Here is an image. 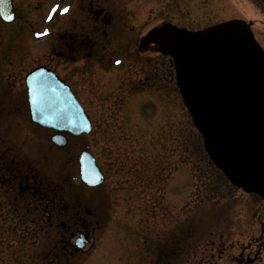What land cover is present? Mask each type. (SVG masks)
I'll list each match as a JSON object with an SVG mask.
<instances>
[{
  "label": "rangeland",
  "instance_id": "374dc122",
  "mask_svg": "<svg viewBox=\"0 0 264 264\" xmlns=\"http://www.w3.org/2000/svg\"><path fill=\"white\" fill-rule=\"evenodd\" d=\"M73 2L13 0L17 21H0V264H213L208 233L215 242L222 233L228 245L244 244L253 230L259 233L255 220L264 222V199L232 187L210 162L179 96L174 68L151 43L145 59L118 54L111 58L124 63L116 66L114 59L96 58L86 73L58 56L66 28L73 27L67 24ZM106 3L99 19L100 34L109 33L106 54L124 51L111 43L119 37L134 44L162 24L196 32L232 20L251 24L264 50L263 0ZM133 61L145 62L148 72L132 68L139 66ZM40 66L69 82L93 125L91 134L66 136L68 144L57 147L52 132L30 121L24 78ZM134 82L141 83L137 91ZM85 149L108 175L97 189L79 180ZM58 205L62 217L51 229L45 226L35 250L29 238L20 245L5 237L7 230L34 233L32 218ZM76 231L89 234L82 250L74 248ZM236 249L217 264H236ZM258 263L264 264V255Z\"/></svg>",
  "mask_w": 264,
  "mask_h": 264
},
{
  "label": "water",
  "instance_id": "95a60500",
  "mask_svg": "<svg viewBox=\"0 0 264 264\" xmlns=\"http://www.w3.org/2000/svg\"><path fill=\"white\" fill-rule=\"evenodd\" d=\"M0 18L15 21L11 0H0ZM152 35L171 59L180 97L210 162L233 187L264 199V52L249 25L234 20L197 32L166 26ZM25 84L34 124L74 136L90 132L85 113L49 70H34ZM53 142L66 143L61 136ZM80 164L83 183H101L89 154ZM86 243L81 236L76 247Z\"/></svg>",
  "mask_w": 264,
  "mask_h": 264
},
{
  "label": "flooded vegetation",
  "instance_id": "af4514ba",
  "mask_svg": "<svg viewBox=\"0 0 264 264\" xmlns=\"http://www.w3.org/2000/svg\"><path fill=\"white\" fill-rule=\"evenodd\" d=\"M106 1L107 0H74V2H73L74 11H72V15H71L72 18L69 20L67 19L68 20L67 24L70 26H73V27H71L70 29L66 28L65 33L63 35V38L61 39V46L60 47L62 50L60 53H58V56L60 55L61 58L71 60V62L73 64H79V67H78L79 73H82V72L86 73L85 72L86 69H88V70L92 69L91 64L94 63L93 60H95L96 58H103V59L109 60L111 57H114V56L119 54L122 57L125 56V59L126 58L127 59L133 58L134 60H140L141 58L145 59V57H146L145 55L149 51L148 50V46H149L148 44H150V43H151L150 46H152V48L154 50H156L159 54L155 39L153 38L154 36H152V34L149 35L150 32L153 31L154 29L151 30L146 36L139 38L137 41L134 42V44L131 41L127 40L129 38L128 36L119 37L117 40L112 41L111 43L117 44V48L118 49L123 48L124 51H119V52L112 51V52L106 54L107 52L104 51V49L106 48L104 46V44H105L104 40L107 39V36L109 35V33L108 32H102V35H101L100 34V26H99V19L102 17V15L104 13L103 11L105 9H107L106 4L108 2L106 3ZM11 2L13 5L14 14L16 17L15 22H16L18 17H17L16 11H15L13 0H11ZM65 4L68 5V3H65ZM69 5L71 6V4H69ZM167 24H169V23L159 25L158 27H161V26L167 25ZM74 25H75V29H74ZM124 48L127 50H125ZM130 48H132V49H130ZM111 59L115 60V58H111ZM114 60H112V61H114ZM133 62H135L136 65L139 64V66L132 67V68H135V69L138 68L140 70V72H143V73H146V71L148 72L147 67H142L145 62L144 63H141V61L140 62L137 61V63H136V61H133ZM123 63H124L123 61H116V64L114 62V65L120 66V65H123ZM49 70L56 73L52 68H49ZM63 79L64 78H62L63 83L69 87L70 91L73 93L77 102L80 105H82L81 100L78 98L77 95H75V93L73 92L69 82L66 81L65 79L64 80ZM146 80H147V78H146ZM136 82L131 83V84L136 85V87L134 88L135 91L139 90V88L141 86V83L137 84ZM129 83H130V81H129ZM138 85H139V88H138ZM129 86H130V84H128L127 88H129ZM25 97H26L25 102H26V106L28 109V99H27L26 93H25ZM121 102H123V101H121ZM50 132H52V131H50ZM54 134L55 133L52 132L51 137ZM94 159H95V163L97 164L98 168L100 169V171L104 177V180L101 184V185H103L105 180H106V176H108V175H107L105 169H103V167L100 165L98 158H94ZM95 189H97V188H95ZM59 208L61 209V206L59 207V205H58L53 211H49V213H47V211H44L41 215L44 216L45 218H48V219H52L55 216L62 217L61 215L63 213L59 214V211L57 210ZM255 221L260 223L259 228H258L259 233H257V235H256L257 231H255V230H253L251 234L247 233L249 236H247L245 238L244 244H241V243L234 244L233 243L231 245V243H230L228 245L227 240L229 238L225 235H222V233H221V235L219 234L220 235V237H218L219 241L215 242L214 239H216L217 237L214 235V233L213 232L208 233L207 239H209V242H207L206 247L209 249L211 254L216 253L215 255L217 256L216 260L213 264H217V260H221L223 258V256H225L226 251L232 250L234 248V246L237 247V249H236L237 252H236V255L234 256V259H233L234 263H236V264H255V263L257 264L258 263V259L260 258V256L264 255V222L263 221L259 222V220H255ZM51 226L54 227L55 224L51 225ZM64 227H66V226H63L62 228H64ZM73 233L74 234H87V235H89L88 231H76V233L75 232H73ZM241 235H243V233H241ZM254 247H255V249L253 251ZM253 253H254V258L251 259L250 257H251V255H253ZM215 255H211V258L214 259ZM244 255H246V260L243 259ZM243 261H246V262H243Z\"/></svg>",
  "mask_w": 264,
  "mask_h": 264
},
{
  "label": "trees",
  "instance_id": "16d2710c",
  "mask_svg": "<svg viewBox=\"0 0 264 264\" xmlns=\"http://www.w3.org/2000/svg\"><path fill=\"white\" fill-rule=\"evenodd\" d=\"M36 203H37V201L35 200V204ZM41 214L42 213H40V217L37 216V217L32 218V220L34 221V224H36L34 233H30L29 235H27L25 232H23L22 234H18V233H14L13 232L14 230H7L9 232L4 233L5 237L9 236V239L14 238L16 240H19L20 245H24L26 239L29 238L30 239V245L35 250V246L37 243L36 240H38L40 238L41 234H43L45 226H47L48 228L51 229L50 226L54 225L57 221L56 219H58L57 216H55L52 219H48V218H45L44 216H42ZM2 240H3V237L1 236V233H0V244H2ZM53 244H54V241H52V245ZM20 253H21V251H20Z\"/></svg>",
  "mask_w": 264,
  "mask_h": 264
},
{
  "label": "snow or ice",
  "instance_id": "6c2138e0",
  "mask_svg": "<svg viewBox=\"0 0 264 264\" xmlns=\"http://www.w3.org/2000/svg\"><path fill=\"white\" fill-rule=\"evenodd\" d=\"M58 7V6H57ZM56 11V9H53V12H55ZM69 11V9H67V8H64L63 9V12L64 13H67ZM5 19H11V16L10 15H8V16H5Z\"/></svg>",
  "mask_w": 264,
  "mask_h": 264
}]
</instances>
